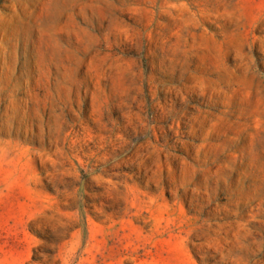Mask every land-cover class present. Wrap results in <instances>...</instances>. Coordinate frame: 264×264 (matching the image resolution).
Here are the masks:
<instances>
[{
	"label": "rangeland",
	"instance_id": "1",
	"mask_svg": "<svg viewBox=\"0 0 264 264\" xmlns=\"http://www.w3.org/2000/svg\"><path fill=\"white\" fill-rule=\"evenodd\" d=\"M0 264H264V0H0Z\"/></svg>",
	"mask_w": 264,
	"mask_h": 264
}]
</instances>
